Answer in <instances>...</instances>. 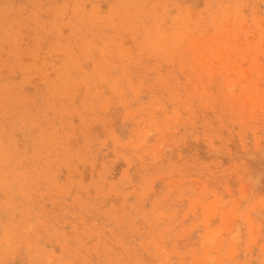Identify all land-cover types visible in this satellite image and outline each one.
<instances>
[{"label": "rangeland", "instance_id": "obj_1", "mask_svg": "<svg viewBox=\"0 0 264 264\" xmlns=\"http://www.w3.org/2000/svg\"><path fill=\"white\" fill-rule=\"evenodd\" d=\"M0 264H264V0H0Z\"/></svg>", "mask_w": 264, "mask_h": 264}]
</instances>
